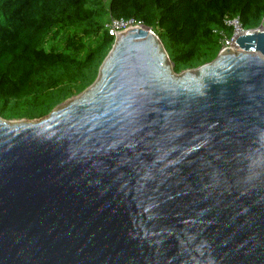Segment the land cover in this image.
Returning <instances> with one entry per match:
<instances>
[{"label": "water", "instance_id": "obj_1", "mask_svg": "<svg viewBox=\"0 0 264 264\" xmlns=\"http://www.w3.org/2000/svg\"><path fill=\"white\" fill-rule=\"evenodd\" d=\"M235 42L177 73L130 27L79 94L0 117V264H264V30Z\"/></svg>", "mask_w": 264, "mask_h": 264}, {"label": "trees", "instance_id": "obj_2", "mask_svg": "<svg viewBox=\"0 0 264 264\" xmlns=\"http://www.w3.org/2000/svg\"><path fill=\"white\" fill-rule=\"evenodd\" d=\"M111 19L142 22L160 38L179 72L213 60L220 34L238 17L264 18V0H107ZM99 0H0V115L45 117L96 78L113 36Z\"/></svg>", "mask_w": 264, "mask_h": 264}, {"label": "built area", "instance_id": "obj_3", "mask_svg": "<svg viewBox=\"0 0 264 264\" xmlns=\"http://www.w3.org/2000/svg\"><path fill=\"white\" fill-rule=\"evenodd\" d=\"M227 24L232 28V30H231L230 35L220 34L221 35L220 41H221V46H222L221 50H223L225 46L229 45L233 50L240 51V48L235 42L238 36L242 34H246V33H251L253 32V30H264V27H258L256 29H250V30L244 29L238 17L229 19L227 21ZM130 27L150 29V28H147L142 22L135 21L133 19H129V20L111 19L105 25V28L108 30L109 35L113 36V38H115L119 33L123 32L124 30Z\"/></svg>", "mask_w": 264, "mask_h": 264}, {"label": "rangeland", "instance_id": "obj_4", "mask_svg": "<svg viewBox=\"0 0 264 264\" xmlns=\"http://www.w3.org/2000/svg\"><path fill=\"white\" fill-rule=\"evenodd\" d=\"M95 1H97V0H88V2H89L90 4H93ZM99 1L101 2V6H102V8H103L102 22H103L104 25H106V24L111 20L110 16H109L108 13H107V2H108V1H107V0H99ZM259 27H264V18L262 19V21H261ZM151 30H152V29H151ZM152 31H153V30H152ZM221 48H222V46H221V43H220V47H219V49H218L217 54L219 53V51L221 50ZM169 64H170V66L172 67V63L169 62ZM193 68H196V67H193ZM186 69H189V68H186ZM183 70H185V69H183ZM183 70H181V71H179V72H177V73H180V72H182ZM68 99H69V98H68ZM66 100H67V99H66ZM66 100H64L63 102H61V103H59V104L64 103ZM0 117L3 118V119H5V120L8 121V122H14V121H20V120H23V121H33V120H30V119H28V118H26V117L13 118V119H6V118L3 117V115H0ZM37 120H38V119H34V121H37Z\"/></svg>", "mask_w": 264, "mask_h": 264}]
</instances>
